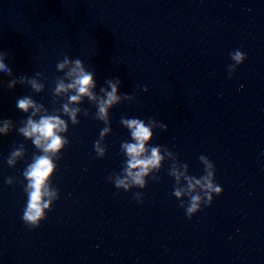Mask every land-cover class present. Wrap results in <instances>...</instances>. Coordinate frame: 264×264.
Here are the masks:
<instances>
[{"label":"water","instance_id":"obj_1","mask_svg":"<svg viewBox=\"0 0 264 264\" xmlns=\"http://www.w3.org/2000/svg\"><path fill=\"white\" fill-rule=\"evenodd\" d=\"M236 50L246 59L229 77ZM0 53L11 69L0 72V121L13 124L0 136V264H264V0H0ZM65 56L93 73L98 97L119 79L121 100L109 109L98 159L93 146L104 124L94 118L96 101L82 98L51 177L58 199L31 229L22 220V173L41 153L16 132L32 112L16 101L42 104L34 119L67 120L61 105L71 93L55 95L58 80L69 82L71 64L56 69ZM122 117L167 125L153 128L149 146L175 155L165 156L156 181L127 193L108 180L121 172L120 146L130 142ZM20 145L25 156L10 168ZM201 155L222 193L188 219L172 195L169 165L185 163L199 178Z\"/></svg>","mask_w":264,"mask_h":264},{"label":"clouds","instance_id":"obj_2","mask_svg":"<svg viewBox=\"0 0 264 264\" xmlns=\"http://www.w3.org/2000/svg\"><path fill=\"white\" fill-rule=\"evenodd\" d=\"M232 64L228 67V74L231 77L236 68L241 65L246 56L239 50L229 53ZM71 64L66 79L69 82L66 84L63 79H60L55 84V95L69 94L67 102L61 105L62 114L67 116L65 120L61 115L45 114L39 119H34L38 112L43 108L42 104H37L29 96H24L17 99L16 107L22 113H28L32 109L31 115L28 116L23 126L16 129L18 135L25 140H31L41 154L33 155L32 162L24 169L22 176L26 182L24 193L27 196L26 207L23 210V223L35 229L40 222L46 218L45 213L51 211L52 204L58 199V190L51 185V177L53 176L60 153L69 144V140L62 135L67 133L68 124L77 125V114L81 112L78 107L82 103V98L87 97L89 101H96L95 119L104 124L103 129L99 133V139L94 143V151L96 158L100 159L105 156L106 147L104 139L111 132L109 121V109L118 105L121 97L117 95V89L120 84L119 79L107 80L110 91L101 88L103 94L98 97L92 89L96 87L93 79V73L86 70L79 59L70 61L65 56L62 62H58L56 69L63 71ZM0 72L6 75H11V69L4 63V54L0 53ZM26 78H20V83H23ZM17 81L13 80L8 84L11 89ZM31 88L40 92L43 88L42 84L37 83L34 79H28ZM142 91L147 92V87L142 88ZM134 97L125 96L124 99H133ZM84 116H88V112H83ZM120 124L130 134V142H123L120 146V153L125 157V163L122 166L119 174L113 173L108 177L117 192H129L136 188L143 190L146 187V179L151 177L153 181L158 178L155 173H158L165 161V156H175L166 147L149 146L153 138V128H161L167 130V125L149 119L147 123L138 118H121ZM0 136H6L13 130L11 120L0 121ZM104 145V146H102ZM163 149V152H162ZM25 156L23 145L13 148L7 158V165L14 168L16 163ZM199 163L203 166V175L199 178L188 175V165L178 161L169 165L168 175L174 180L172 195L179 202V207L185 210V215L191 219L193 215L212 204L214 196H220L222 188L214 182L215 167L210 160L201 155ZM181 180L184 185H181ZM14 183L13 178L9 177L6 184L11 186ZM137 203H142V194L137 192L133 197ZM185 198L187 203H185Z\"/></svg>","mask_w":264,"mask_h":264}]
</instances>
